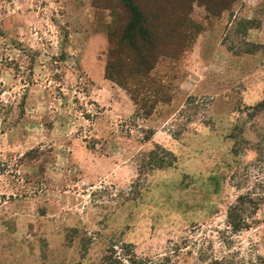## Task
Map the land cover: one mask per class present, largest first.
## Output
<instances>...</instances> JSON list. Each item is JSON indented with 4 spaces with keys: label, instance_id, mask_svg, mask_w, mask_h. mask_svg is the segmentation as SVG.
<instances>
[{
    "label": "rangeland",
    "instance_id": "rangeland-1",
    "mask_svg": "<svg viewBox=\"0 0 264 264\" xmlns=\"http://www.w3.org/2000/svg\"><path fill=\"white\" fill-rule=\"evenodd\" d=\"M206 1L182 25L184 52L150 74L170 101L142 116L104 74L120 6L0 0V264L229 252L215 230L264 149V0L212 14ZM230 239L237 264H260L264 203Z\"/></svg>",
    "mask_w": 264,
    "mask_h": 264
},
{
    "label": "trees",
    "instance_id": "trees-1",
    "mask_svg": "<svg viewBox=\"0 0 264 264\" xmlns=\"http://www.w3.org/2000/svg\"><path fill=\"white\" fill-rule=\"evenodd\" d=\"M96 1V0H95ZM123 10L118 31L108 35V59L105 78L124 89L142 116H150L158 103L166 104L170 96L163 85L150 76L162 59H172L185 50V39L181 28L196 0H103ZM229 0H207L205 5L210 14L226 10ZM252 168V188L240 195L228 212L224 229L216 231L217 239L229 251L221 257L206 256L200 249L196 264H237L235 254L230 252L231 236L249 230L254 223L259 206L264 203V149L256 150ZM165 164L151 167L163 168ZM150 167V168H151ZM246 177V175H244ZM264 264V257L257 258ZM166 261V259L162 260ZM130 264H152L131 258ZM162 264V263H160Z\"/></svg>",
    "mask_w": 264,
    "mask_h": 264
}]
</instances>
